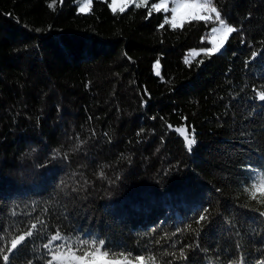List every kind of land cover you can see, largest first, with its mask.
<instances>
[{
	"label": "trees",
	"instance_id": "1",
	"mask_svg": "<svg viewBox=\"0 0 264 264\" xmlns=\"http://www.w3.org/2000/svg\"><path fill=\"white\" fill-rule=\"evenodd\" d=\"M154 1L0 0V264L29 230L15 264H264V0H210L238 29L217 53L216 20L173 28Z\"/></svg>",
	"mask_w": 264,
	"mask_h": 264
},
{
	"label": "snow or ice",
	"instance_id": "2",
	"mask_svg": "<svg viewBox=\"0 0 264 264\" xmlns=\"http://www.w3.org/2000/svg\"><path fill=\"white\" fill-rule=\"evenodd\" d=\"M163 5H155L156 8H160ZM182 7H201L200 5H187V4H180L177 5V7H174L172 9L173 12V21L172 23V27L175 28L177 27V24L175 23V15L177 12V8H182ZM123 10V9H121ZM81 11H83V9H81ZM211 12L215 13V19L217 21H219V24L221 25L220 29H217L215 27H213L211 29V33H216L217 31L222 32V36L219 39V42H215V47L214 48H209L208 51L210 53L212 52H219L221 49H223V47L225 46V42L227 41L229 35L231 33L237 32L238 29H236L235 27H229L225 24V19L226 17H222L221 15V11H217V9L215 7L210 9ZM191 19L193 20H203V21H208L211 20V16L210 15H204V14H200L199 12L197 13H193L191 14ZM161 27H163V25H161ZM253 55H255V53H253ZM260 101H264V93H262L259 96ZM186 139V147L189 151L192 150V147L197 143V141L195 140V138H185ZM100 176L103 177L104 173L101 172ZM259 215L261 217H264V212L259 213ZM196 222L198 224H201V229L200 232L197 233V236H199L203 230L205 228H207L211 222H212V215L209 212L208 208H202L200 210V212L197 214V218H196ZM37 225L33 224L32 228H36ZM34 234L31 230L27 231L25 233V235H19L16 237V239L11 241V247L7 249V253H10L11 256L9 254H3L2 259H3V264H15V260L16 257L19 254V250L20 247L23 246L22 242L25 241L26 237H32ZM57 240H61V244L58 246H63L65 241L60 237L59 232H57L55 235L51 236L50 239L48 240L47 243H45L43 245L44 249L48 250L49 252H52V244L54 241ZM98 242V244L101 247H105L106 246V241L102 238H96L94 240V243ZM87 243V238H83L81 240V244H86ZM195 247H200V245L197 243L194 245ZM189 248L193 247V245H188ZM71 251V249H69ZM77 251H79V249H77ZM113 251H116L115 249H113ZM56 253L52 252V257L53 259H55L56 257ZM91 256V260L88 259V257ZM237 256L238 253H234L232 257H229V260L232 262V264H247L246 259L245 260H237ZM108 251H104L103 253H101L100 248H96L94 252H85L82 256L76 257L77 260H79L81 262V264H97L98 260H102L103 264H122L121 261H112V260H108ZM180 258L182 259H188V256L186 255L183 246L181 247V251H180ZM43 260V258H41ZM136 260L138 261V264H145V259L144 256L141 255H137L136 256ZM25 264H31V260H26ZM46 264H52V260H47ZM131 264V262H130Z\"/></svg>",
	"mask_w": 264,
	"mask_h": 264
},
{
	"label": "rangeland",
	"instance_id": "3",
	"mask_svg": "<svg viewBox=\"0 0 264 264\" xmlns=\"http://www.w3.org/2000/svg\"><path fill=\"white\" fill-rule=\"evenodd\" d=\"M146 1L147 0H110V7L114 11H121V9L124 10L131 4H138V3L142 4V3H145ZM73 2L76 4L77 10L79 12L86 13L90 10L92 0H73ZM180 4H187V5L195 4V5H200L201 7L177 8V12L175 15V23L177 24V26H180L184 21L191 19V14L197 13V12H199L200 14H204V15H210L211 20H216L215 13L210 11V9L213 8L210 0H156L151 4L150 10L152 11L161 10L165 12L164 20L165 22H167L168 24L172 26V23H171L173 21L172 9L174 7H177V5H180ZM155 5H163V6L160 8H156ZM81 9H83V11H81ZM214 27L217 29H220L221 25L219 24V21H217V24H215ZM229 27H232V26H229ZM221 36H222V32L220 31H217L216 33H211V31L209 32V35L207 38L211 43L210 48L215 47L214 41L218 43ZM196 53L197 51H191L190 56L193 57L196 55ZM212 53H217V52H212ZM159 68H160V64L157 61L154 64V71L158 72ZM177 131L181 132L183 135H186V131L183 127L177 129ZM56 254L57 255L55 259H53V261L56 264H81V262L76 259V257H79V256L72 251L58 252ZM91 258H92L91 256L88 257L89 260H91ZM107 259L112 260V261H121L122 264H130V262L131 264H138V262L122 260V259H110V258H107ZM97 264H103V261L98 260Z\"/></svg>",
	"mask_w": 264,
	"mask_h": 264
}]
</instances>
